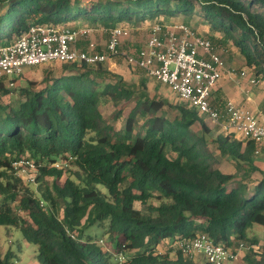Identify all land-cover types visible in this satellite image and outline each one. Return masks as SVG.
Instances as JSON below:
<instances>
[{
  "label": "trees",
  "instance_id": "trees-1",
  "mask_svg": "<svg viewBox=\"0 0 264 264\" xmlns=\"http://www.w3.org/2000/svg\"><path fill=\"white\" fill-rule=\"evenodd\" d=\"M197 15L217 34L209 36L216 44L235 46L264 81V0H0V45L33 24L134 31L139 23L180 16L189 24ZM97 48L106 50L105 44ZM64 64L45 67L40 83L14 88V102L2 100L7 78H0V242L3 226H17L38 246L41 264H210L180 251L171 256L177 238L202 232L229 246L259 244L250 236L254 225H264L257 142L223 127L214 134L178 95L176 103L151 96L147 73L134 83L105 63ZM227 100L211 97L222 112ZM130 101L127 116L114 114L123 118L121 126L101 109ZM21 157L38 166V187L30 194L12 177ZM62 159L68 167L55 166ZM93 227L109 235L117 254L105 249ZM163 242L169 249L160 248ZM0 264H19L18 254L0 249ZM242 264H264L261 244Z\"/></svg>",
  "mask_w": 264,
  "mask_h": 264
},
{
  "label": "built area",
  "instance_id": "built-area-1",
  "mask_svg": "<svg viewBox=\"0 0 264 264\" xmlns=\"http://www.w3.org/2000/svg\"><path fill=\"white\" fill-rule=\"evenodd\" d=\"M102 29L107 34L105 51H99L98 43L91 39L96 27L33 24L15 42L0 45V78L18 77L26 67L51 62L96 64L123 55L129 65L145 70L150 77L167 85L181 100L207 114L213 122L240 137L253 139L258 144L255 154H264V124L251 109L228 99L222 112L211 102L213 91L226 72H235L227 68L224 57L227 48L220 50L209 36L185 22L170 21L155 22L137 54H128L121 46L123 40L132 35L131 28L118 25ZM82 41L86 42L84 46H80ZM240 76L253 86L261 83L260 78L249 69H242ZM224 114L225 120L222 118ZM54 164L58 168H65L69 161L62 159ZM13 167L17 174L27 169L38 171L35 161L26 157L15 160ZM31 181L35 182L34 176ZM259 246L245 241L229 246L215 242L205 232L190 238H177L172 244L174 250L185 256L203 258L210 264L242 261L248 250ZM120 259L124 260L125 256L122 255Z\"/></svg>",
  "mask_w": 264,
  "mask_h": 264
},
{
  "label": "rangeland",
  "instance_id": "rangeland-1",
  "mask_svg": "<svg viewBox=\"0 0 264 264\" xmlns=\"http://www.w3.org/2000/svg\"><path fill=\"white\" fill-rule=\"evenodd\" d=\"M86 1H91V0H82V2ZM199 15H197V18H194L191 20L189 23L190 26H192L195 30L198 32H202L204 30L202 25H205L203 22H201ZM173 21L177 22H184L183 17H174L172 18ZM162 21V22H161ZM153 21L152 23H139L138 25L135 26L134 31H132V35H130L128 38H125L123 40V44L121 46V49L128 54H137L138 50L143 46L145 41L147 40L148 36L150 35L151 28L155 22L159 23H164L165 21ZM207 27V26H206ZM205 27V28H206ZM210 26H208L209 28ZM102 28H105L104 26L97 27L94 33L92 34V38L94 41H96L100 47H103L104 44L106 43L107 40V34L103 31ZM203 34L207 35L206 33L203 32ZM83 44L85 45L86 42L82 41L80 45ZM227 47V51L225 53H229L228 55L231 57L228 59L227 63V68L228 69H234L235 72L232 74L236 75L237 77L239 76L240 71L243 69L245 66V60L241 57L238 56L237 54L234 53V49H232L228 45H224ZM221 47V46H220ZM238 59V60H237ZM241 62V63H240ZM106 68H109L113 72H116L120 74L121 76L124 77V79L128 82H138V80L144 78L146 75V72L144 70L134 68L132 65H129L127 62H125L124 56H119L111 61H108L105 63ZM241 64V66H240ZM65 64L62 62H52L48 64H43L37 67H26L24 74L21 76H18L17 78H8L6 83H5V88L4 91L2 92V100L4 102H14V100L17 99L18 94L14 90V88H20L21 86H24L27 84V82L33 80L36 82H41L43 79V69L45 67L50 68L52 70H59L63 68ZM228 74V72H226ZM149 77V76H148ZM240 84V83H239ZM261 84H264V82L261 81ZM238 87V86H237ZM149 89L151 96L158 98V99H166L170 101L171 103H176V102H181L177 95L171 91V89L167 85H163L159 83V81L155 79H151L149 82ZM264 92V87L257 88L256 93L262 95ZM133 101L131 102H126L122 105H119L115 107L111 102L108 103H102L101 104V109L103 110L104 114L106 115L107 119L111 122H115L118 124V126H121V120H117L114 118V114L121 110L124 114V116H127L133 105ZM196 109V108H195ZM197 110V109H196ZM199 115L201 116L202 120L206 122V124L212 129L213 133H219L221 132V126L217 122H213L211 119L208 118L207 114L200 112L197 110ZM189 120L190 117H187ZM257 165L259 166L260 170L262 173H264V159L263 158H257ZM68 167V166H67ZM74 167V166H72ZM70 166V168H72ZM224 167L227 169H233L232 165H228L225 163ZM38 171L27 169L25 172L22 173H16L14 172L13 174V180H16V178H21V182L19 181L18 186L20 187V192L22 194H30L32 190H36L38 187L37 182L31 181V177H35ZM70 171L67 170V174ZM260 172V175H262ZM63 181V179H62ZM16 213L20 215L21 218L27 216L26 211H21L19 209H16ZM256 228V236L258 240H263L264 239V229L256 224L254 225ZM92 234L97 237H104L103 238V245L105 249L109 250V252H114L117 254V249L114 247V242L113 240L109 237V235H103L102 229H97L95 227L91 228ZM169 243L168 242H163L160 245V248L163 250H167ZM9 248H12L17 254L19 258V264H41L37 260V254L39 251V248L36 244L29 243L24 239L22 231L17 227V226H11V227H5L3 226L1 228V242H0V249L2 254L4 255ZM134 251H122L123 254L126 256L132 255ZM176 250H173L172 252V257L176 256ZM125 260V259H124ZM240 263V262H238Z\"/></svg>",
  "mask_w": 264,
  "mask_h": 264
},
{
  "label": "crops",
  "instance_id": "crops-1",
  "mask_svg": "<svg viewBox=\"0 0 264 264\" xmlns=\"http://www.w3.org/2000/svg\"><path fill=\"white\" fill-rule=\"evenodd\" d=\"M163 21L170 22V21H166V20H163ZM202 26H203L204 30L200 33L203 34V32H204L207 34L206 36L217 35L214 31L210 30V27L208 28L209 25L205 24ZM217 45L220 48V50H223V48H227V47L219 45V44H217ZM230 47L232 49H234L235 54H237L238 56H241L236 51L235 46L232 45ZM228 54L229 53H224V57L226 58L227 63H228V59L231 57V55L229 56ZM240 66H241V64H240ZM33 67H36V66H33ZM245 68L248 69L246 65L243 67V69H245ZM252 73H254V72H252ZM262 82H264V81H262ZM259 87L263 88L264 84L260 83L256 86H253L249 83V81L246 78H242L240 76V73H239L238 77L234 74L228 73V74H225L224 77L217 84L216 88L213 91V97L214 98L222 97V98H228V99L234 100L237 104L251 109L256 114L259 121L264 124V92L262 95L257 94L256 89ZM256 158H263L264 159V154H262L261 156H258ZM260 226L264 229V225H260ZM255 228L256 227L254 226L250 230V236L257 237ZM259 244H261V246L264 248V239L262 241L259 240ZM239 262L240 263L230 262L228 264H242L243 259H242V261H239Z\"/></svg>",
  "mask_w": 264,
  "mask_h": 264
}]
</instances>
